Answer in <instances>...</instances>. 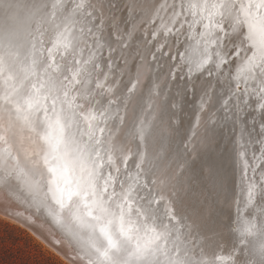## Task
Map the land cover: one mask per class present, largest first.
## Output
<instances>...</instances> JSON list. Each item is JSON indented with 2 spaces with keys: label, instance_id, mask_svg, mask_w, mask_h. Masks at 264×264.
I'll return each instance as SVG.
<instances>
[{
  "label": "snow or ice",
  "instance_id": "6c2138e0",
  "mask_svg": "<svg viewBox=\"0 0 264 264\" xmlns=\"http://www.w3.org/2000/svg\"><path fill=\"white\" fill-rule=\"evenodd\" d=\"M0 145L88 264H264V0H0Z\"/></svg>",
  "mask_w": 264,
  "mask_h": 264
},
{
  "label": "rangeland",
  "instance_id": "374dc122",
  "mask_svg": "<svg viewBox=\"0 0 264 264\" xmlns=\"http://www.w3.org/2000/svg\"><path fill=\"white\" fill-rule=\"evenodd\" d=\"M163 42V37L161 38ZM170 43V41H169ZM138 47V48H137ZM152 45H145L139 39L134 43L133 49L131 51L134 53L138 49L144 54H148L151 50ZM167 51V49H165ZM135 54V53H134ZM174 54V51H173ZM150 60V56H149ZM167 58L161 59V64H164ZM171 63L170 61H167ZM163 75V74H162ZM171 87V85H170ZM191 99L190 97H188ZM190 101L183 106V111L180 113L183 120V132H186V122H189V117H193L196 113L195 105L190 106ZM186 105V106H185ZM194 107V108H192ZM195 111V112H194ZM181 141V137H177ZM188 141H183L181 143V148H184V144ZM183 144V145H182ZM135 150V147H134ZM184 151V149H183ZM131 165V162H130ZM129 165V166H130ZM131 167V166H130ZM226 170L229 173L230 184H229V194L232 193V181L235 182V199H239L240 187L239 185V170L238 168H233L231 162L226 165ZM235 213V204L231 203L230 208H226L225 205H221V214L225 221H227L230 214ZM36 261L39 264H72L60 254L55 252L50 246H48L44 241L38 238L35 234L29 231L27 228L21 226L20 224L12 221L11 219L0 215V264H18L20 262H31Z\"/></svg>",
  "mask_w": 264,
  "mask_h": 264
},
{
  "label": "water",
  "instance_id": "95a60500",
  "mask_svg": "<svg viewBox=\"0 0 264 264\" xmlns=\"http://www.w3.org/2000/svg\"><path fill=\"white\" fill-rule=\"evenodd\" d=\"M189 97L191 98V99L188 98L189 101H192V102L194 101L193 103L189 102L190 107L193 104L194 105L196 104V106H197L198 101H199L198 97H193L191 94L189 95ZM190 118H192V117L190 116L189 119ZM190 127H192V126H190ZM2 152H3V145H0V153H2ZM2 171H3L2 164H0V174H2ZM13 179H15L21 185L22 188L24 187L23 181L21 180L20 177H13ZM24 190L26 191L27 189H24ZM43 195H44V192L41 191L40 197L42 198ZM0 215L11 216V217L15 218L16 220H19L20 222H22L24 225L28 226L30 228V230H32L34 232L33 234H35L38 238L43 239L46 244H50L54 248L53 250H55L56 252H61V254H63V256H65L69 260L70 263H72V264H88L89 260L87 259L86 256H82L81 257L82 259L77 261L69 253L63 252V250H61V248L56 243H53L54 241L52 242V241H50L51 239L47 238V235L45 233H43V231H42V228L45 227L46 225H49L51 229H53L55 232H58V230L51 223H44L43 219H39L40 221L36 220L34 222H29L25 217L31 216L32 213L31 212H25V209L23 207H17L15 205L6 203L4 201V197L2 194H0ZM61 236H62V234H61ZM67 238L68 237H66V239H65L66 242L72 246L73 250H75L77 252V254H80L79 251H77V250H79V248L76 245H74V243H70L69 242L70 239H67Z\"/></svg>",
  "mask_w": 264,
  "mask_h": 264
},
{
  "label": "bare ground",
  "instance_id": "6f19581e",
  "mask_svg": "<svg viewBox=\"0 0 264 264\" xmlns=\"http://www.w3.org/2000/svg\"><path fill=\"white\" fill-rule=\"evenodd\" d=\"M138 48V47H137ZM135 53V52H134ZM133 53V54H134ZM147 55V54H146ZM125 79H127V77H125ZM190 102H192V101H190ZM194 102V101H193ZM192 102V103H193ZM187 105V104H186ZM185 105V106H186ZM194 105V104H193ZM193 105H191V106H193ZM190 107V106H189ZM192 108H194V107H192ZM195 110H196V113L193 115V117L189 120V122H186V132L188 133V135L189 136H191V134H192V131H194L195 129H194V125L196 124V122H197V116L199 115V111H198V109H199V101H198V104H197V106L195 105V108H194ZM195 112V111H194ZM130 116H131V110H130ZM190 126H192V127H190ZM190 127V128H189ZM182 143V142H181ZM181 143H180V139H178V138H176V140H175V142H174V144H173V149H174V152L175 153H183V149L184 148H181ZM186 143V142H185ZM183 145V144H182ZM184 146V145H183ZM134 147H135V145H133V150H134ZM191 147H192V145L190 144L189 145V148L191 149ZM194 155H195V153H194ZM131 166V165H130ZM239 186V185H238ZM201 192H203V194L204 195H207V189H204L202 186L200 187V188H198L193 194L194 195H198V194H200ZM236 192V191H235ZM229 196H231V194H229ZM230 203H232L231 202V200H230ZM224 205V204H223ZM226 206V208L228 209V208H230L228 205H225ZM3 216H5V215H3ZM5 217H7V218H9V219H11L12 221H14V222H16V223H18V224H20L21 226H23V227H25V228H27L29 231H31L32 233H34L32 230H30V228L28 227V226H26V225H24L22 222H20L19 220H16L15 218H13V217H11V216H5ZM36 221V220H35ZM40 221V220H39ZM43 227V226H42ZM42 231H43V233H45L46 235H47V238L48 239H51L50 241H54L53 243H55L56 241H59L60 243L59 244H57L60 248H61V250H63V252H67V253H69L72 257H74V259L75 260H81L82 258V256H86L87 257V259L89 260V256H87L86 254H85V252L84 251H82L81 249H80V247L79 246H77L76 244H74V245H76L78 248H79V250H77V251H79V253L80 254H77V252L75 251V250H73V248H72V246L70 245V244H68L67 242H66V236H64V235H62L61 236V233H59V232H55L53 229H51L50 228V226L49 225H46L45 227H43L42 228ZM41 239V238H40ZM68 239V238H67ZM42 241H44L43 239H41ZM69 242L70 243H73L71 240H69ZM48 246H50L52 249H54L50 244H47ZM56 252V251H55ZM57 253H59L63 258H65L66 260H68L65 256H63V254H61V252H57ZM92 259H95V256H92ZM69 261V260H68ZM101 262V263H100ZM93 264H104V262L103 261H101V260H94L93 261Z\"/></svg>",
  "mask_w": 264,
  "mask_h": 264
},
{
  "label": "trees",
  "instance_id": "16d2710c",
  "mask_svg": "<svg viewBox=\"0 0 264 264\" xmlns=\"http://www.w3.org/2000/svg\"><path fill=\"white\" fill-rule=\"evenodd\" d=\"M18 264H39V263L36 261H31V262H20Z\"/></svg>",
  "mask_w": 264,
  "mask_h": 264
}]
</instances>
